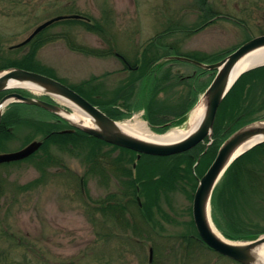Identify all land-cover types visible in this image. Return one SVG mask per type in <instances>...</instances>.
Returning <instances> with one entry per match:
<instances>
[{
	"label": "rangeland",
	"instance_id": "1",
	"mask_svg": "<svg viewBox=\"0 0 264 264\" xmlns=\"http://www.w3.org/2000/svg\"><path fill=\"white\" fill-rule=\"evenodd\" d=\"M70 15L83 19L55 22L35 38L38 40L35 47L29 43L11 49L43 22ZM261 34H264V0H0V66L28 51L53 73L43 74L83 96L91 89L105 100L129 95L130 108L119 102L114 105L123 114L117 121L137 118L154 133L160 132L148 123L145 111L151 93L155 92L154 77L145 76L132 83L130 77L135 80L141 72L132 73L115 54L140 70L141 64L153 55L158 58L196 54L214 61ZM164 66L157 73L163 87L157 92L163 112L161 119L171 117L163 106L180 108L187 97L196 98L184 121L164 131L185 130L214 71L195 77L197 66L192 63L169 60ZM168 72L174 85L162 83L161 77ZM251 76L254 87L247 86L238 97L240 109L233 121L237 124L264 119V72ZM86 80L89 83L85 87L77 86ZM190 86L196 92L193 96L189 95ZM23 94L32 98L45 96L31 90H24ZM22 110L28 120L16 125L0 153L18 151L32 141H40L42 146L24 160L0 164V227L18 239L28 237L35 242L45 261L238 264L197 240L192 200L198 180L208 167L197 169L201 165V151L193 153L196 158L190 172L187 176L180 173L182 178L175 181L176 188L158 194L157 200L153 191L145 190L150 193L148 205L141 188L130 182L134 176L130 178L123 172L121 149L91 140L67 145L49 142L45 137L49 131L70 128L64 124L56 127L57 118L36 107L23 106ZM163 123L159 125L169 121ZM210 141L202 145L206 148ZM262 154L255 158L253 154L254 159L241 160L232 168L230 165L216 186L215 200L218 190L222 192L225 187L242 190L232 196L240 208L224 207L218 201L210 206L211 224L224 240L243 244L264 236ZM138 160L127 162L133 173ZM178 166L184 172L186 167L181 163ZM234 173L239 181L236 184L230 180ZM137 196L141 197V205ZM229 221L238 222L241 227L238 235L245 240H230L224 235L223 231H229ZM2 246L5 243L0 239Z\"/></svg>",
	"mask_w": 264,
	"mask_h": 264
},
{
	"label": "water",
	"instance_id": "2",
	"mask_svg": "<svg viewBox=\"0 0 264 264\" xmlns=\"http://www.w3.org/2000/svg\"><path fill=\"white\" fill-rule=\"evenodd\" d=\"M66 18L79 19L81 17L77 15L61 16L48 20L39 25L28 36V38L18 44L17 47L26 44L36 34L53 22ZM263 47L264 34L251 38L237 47L226 57L212 64H203L186 57H172L179 61L190 62L205 70L215 71L213 80L203 93L205 112L200 124L188 136L175 143L166 144L148 142L122 133L118 129V122L108 117L99 108L88 102L69 87L43 74L20 68H10L0 71V93L11 91L4 95L0 100V119L3 109L7 105L13 102H22L25 104L41 107L49 112L54 113L55 115L67 121L74 128L81 130L89 136L99 139L105 143L131 150L137 153V159H139L142 154L161 157L180 154L194 148L198 144L202 143L205 138L211 135L217 109L235 81L244 72L264 64L247 68L233 77L234 66L247 54ZM11 83H29L36 89L41 88L42 92L47 95L53 96L59 100L62 99L71 102L81 111L83 117L88 119L93 124V126L86 127L70 122L59 113L60 110H62L60 106L39 99L23 96L14 90L28 89V87L18 84L11 85ZM245 143H251L252 145H250L239 155L258 144L264 143V120L254 121L244 125L233 132L221 144L213 162L204 175L198 180L192 200V219L199 239L207 247L218 254L240 264H253L254 258L252 252L255 248L264 246V236L249 243H233L221 239L214 234L210 227L209 218L210 200L214 187L228 166L239 156L237 155L236 157L232 158L237 148ZM40 146V141H32L18 151L0 153V164L22 160L33 154Z\"/></svg>",
	"mask_w": 264,
	"mask_h": 264
},
{
	"label": "trees",
	"instance_id": "3",
	"mask_svg": "<svg viewBox=\"0 0 264 264\" xmlns=\"http://www.w3.org/2000/svg\"><path fill=\"white\" fill-rule=\"evenodd\" d=\"M204 3V2H203ZM38 37V36H36ZM35 37V38H36ZM33 39V41L30 43V45L37 44L38 40ZM35 43V44H34ZM19 49V48H18ZM27 54H24L21 56L19 59L15 60H7L5 61L6 63L2 66H0V70L3 69H8V68H20L28 71H33V72H47L49 75L53 74L51 71H49L47 68H43L35 59L32 57L31 54H28V51L26 52ZM154 56V55H153ZM149 58L150 60V66L154 67L155 62L157 61V56ZM186 57L194 58L195 57H202V56H197L196 54H190V55H185ZM197 60H204L202 62L210 63L213 62V59H206V57H202L201 59ZM215 61V60H214ZM143 68V67H142ZM264 72V66L248 71L244 74H242L236 82L233 84L231 89L228 91L226 96L223 98L221 104L219 105V108L216 113L214 125L212 128V143L205 148L202 144H199L198 146L194 147L193 149L177 154V155H172V156H150V155H141V157L138 160V164L135 166V172L133 173L131 168H128V163H133L134 160H136V154L128 149L124 148H116L121 149L123 152V160L125 161V164H123V172L127 174L130 178L132 175L134 176L133 178L130 179V182L133 183L134 185H137V187L141 188L142 194L146 195L147 197V202L149 205V192L145 193V190H150L153 191L156 195V199H158V194L164 193L166 190H171L176 188L177 183V178L181 179V174H185L187 176L188 171L190 172V168L192 167V164L194 163L195 156L193 153L195 151H201L200 155V166L198 168H202L203 165L205 166H210L212 163L213 159L216 156V153L222 144V142L235 130L243 126L244 124H237L234 121L235 114L237 110L240 109L239 104L237 103L239 98L241 97L240 95L245 92V89L247 86H249L252 89L254 80L251 79V75L256 73V72ZM141 73L143 71L141 70ZM207 71L201 70L200 73L195 74L194 76L200 77L202 75L207 74ZM45 74V73H44ZM144 75L140 74L137 79L134 80V78L130 77V81L133 83L136 80H141L143 79ZM162 83L169 82L171 85L175 84L173 83V77L167 73L166 75H163L161 77ZM134 80V81H133ZM160 82L161 80L154 79L153 81V87L155 89V92L151 93V98L149 103L145 107L146 111V119L149 124L154 125V128L157 132H164L167 127L171 125H177L179 123H182L185 119L186 114L191 110L193 105L196 102L195 96H193L196 92L193 90L192 86H190L189 89V95L193 96L190 97V99L185 100V102L181 103L183 107H180L178 105L177 108H172L168 109L166 106L165 110H167L170 114V119H161L162 109L160 107V104H158V98H157V92L160 89H163V87H160ZM89 81H83L81 84L77 85L79 87H85L86 84H88ZM179 83V82H178ZM207 87V86H206ZM204 88V90L206 89ZM254 87V86H253ZM154 91V90H153ZM89 92V93H88ZM84 97L90 101L92 104L98 106L108 117L114 120H120L123 117V114L120 113L117 108L114 107L117 102L122 103L121 105H124L125 107L130 108V99L129 95H116L113 96L109 100H105L103 97L100 98V96H96L93 93V90H89ZM2 97V94H0V98ZM129 97V101H128ZM239 97V98H238ZM123 99L124 101L122 102ZM121 101V102H120ZM227 101H229L227 103ZM253 104V102H251ZM23 106H28L26 104L22 103H14L11 104L3 113L1 120H0V150L4 149L2 148L3 142H5L6 139L11 138L13 135V129L18 125L19 123H22V121H27L28 118H26L23 115ZM182 108V109H181ZM27 119V120H26ZM236 120V119H235ZM162 121V122H161ZM164 121H169V123H165V125H159L160 123H163ZM164 124V123H163ZM168 124V125H166ZM69 127V126H68ZM47 141L49 142H55V143H60V144H73L76 142L80 141H97L101 142L102 141L93 138L91 136H88L84 132L76 129L73 132H54L49 131V133L45 136ZM48 142V143H49ZM264 143L259 144L252 149L248 150L245 152L243 155H241L239 158H237L232 164L231 168L238 164L241 160L245 159H254L256 155H263L264 153ZM38 152V151H37ZM36 152V153H37ZM204 152V153H203ZM253 154H255L253 156ZM253 156L254 158H251ZM128 162V163H127ZM182 164V166L185 168L184 172H181L179 170V164ZM207 167V168H208ZM206 168V170H207ZM230 168V170H231ZM205 170V171H206ZM203 172V174L205 173ZM230 172V171H229ZM180 175V176H179ZM230 180L233 181L235 184L238 181V176L234 173L233 175L231 174ZM229 185V184H228ZM224 185V186H228ZM221 187V185H220ZM219 187V188H220ZM232 187V184H231ZM234 187V188H233ZM231 190L229 187H225L226 190L216 193L218 197H216V200L214 198V192L212 194L211 198V204L212 202L218 201L219 205H223L224 207L226 206H234V208H240V205L237 200H234L232 196H236L238 192L242 191L240 188H237L233 186ZM162 191V192H161ZM160 192V193H159ZM160 199V198H159ZM231 200V205H228L229 201ZM146 202V201H145ZM223 207V208H224ZM148 208L146 214L148 215ZM104 211V209L102 208ZM236 221H229V231H223L224 235L230 240H245L244 237L238 235L240 234L239 229L241 228ZM0 239L3 240L5 243V246L0 247V264H51L49 260L45 261L43 258L42 253L40 252V249L37 247L36 243L30 240L28 237L23 239H18L14 236L13 233H9L8 230L3 229L0 227ZM57 264V263H55ZM59 264V263H58ZM62 264H76L75 262H65Z\"/></svg>",
	"mask_w": 264,
	"mask_h": 264
},
{
	"label": "bare ground",
	"instance_id": "4",
	"mask_svg": "<svg viewBox=\"0 0 264 264\" xmlns=\"http://www.w3.org/2000/svg\"><path fill=\"white\" fill-rule=\"evenodd\" d=\"M264 64V47L257 49L255 51H252L251 53L247 54L244 56L242 59L236 63L233 69V77L238 75L241 71L250 68L255 65H261ZM21 85L28 87L32 92L35 93H40L42 92L41 88H34L31 84L29 83H11V85ZM62 104H64L66 107L70 108L71 111H66L64 109L60 110V114L68 119L70 122L81 125V126H86V127H92L93 124L83 117L81 114V111L73 105L71 102L66 101V100H59ZM205 112V101L202 98L197 106L194 108L192 111L190 118H189V125L185 130L181 129H171L163 134H156L150 130V128L147 126L145 122H142L138 120L137 118L133 120H127L123 122H118L117 126L118 129L127 135H130L132 137L138 138L140 140L148 141V142H155V143H175L178 142L182 139H184L186 136H188L191 132H193L198 125L200 124L203 115ZM251 143H245L240 145L235 153L233 154L232 158L236 157L239 155L241 152H243L245 149H247ZM210 227L214 234L218 236L219 238L223 239L222 236L214 229L210 222ZM261 247H257L254 249L252 252L254 261L253 264H262L264 263V253L262 252Z\"/></svg>",
	"mask_w": 264,
	"mask_h": 264
},
{
	"label": "flooded vegetation",
	"instance_id": "5",
	"mask_svg": "<svg viewBox=\"0 0 264 264\" xmlns=\"http://www.w3.org/2000/svg\"><path fill=\"white\" fill-rule=\"evenodd\" d=\"M116 56L122 61V63L124 64V67H126L128 70H130L132 73H134V74H137L138 72H139V66H132L130 63H129V61L126 59V58H124L122 55H120V54H116ZM152 56H149V58H151ZM163 57L161 56V59H162ZM142 69H143V75L144 76H146V77H148V75H149V73L151 72V74H150V76L149 77H152V76H155V75H158L157 73H159V71L161 70V68L163 67H160V68H156V70H150V60H148V61H145V62H143L142 64ZM166 67V65L164 66V68ZM163 74V73H162ZM18 92H20V91H18ZM21 94H23V92H21ZM23 95H25V94H23ZM26 96V95H25ZM38 99H40V100H42V101H45V102H48V103H51V104H54V100H53V98H51V97H49V96H43V97H41V98H38ZM34 108V107H33ZM36 109H40V108H36ZM40 110H42V111H44V112H46V113H48L47 111H45V110H43V109H40ZM48 114H50V113H48ZM52 115V114H51ZM54 117H56L55 115H53ZM57 118V119H56ZM55 119V126L56 127H58V126H61V124H64L60 119H58V117H56ZM54 132H61V131H69V130H67V129H57V130H53ZM39 151V150H38ZM102 163V162H101ZM136 201L139 203V205H141V197H139V196H137L136 197ZM197 240L201 243V244H203L200 240H199V238H197ZM204 245V244H203ZM205 247H207L206 245H204ZM208 248V247H207ZM208 249H210V248H208Z\"/></svg>",
	"mask_w": 264,
	"mask_h": 264
}]
</instances>
